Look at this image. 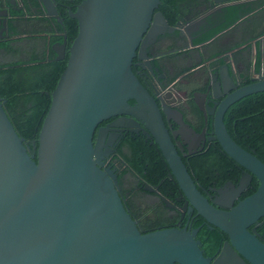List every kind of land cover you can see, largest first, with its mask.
Masks as SVG:
<instances>
[{
    "label": "water",
    "instance_id": "obj_1",
    "mask_svg": "<svg viewBox=\"0 0 264 264\" xmlns=\"http://www.w3.org/2000/svg\"><path fill=\"white\" fill-rule=\"evenodd\" d=\"M39 1L54 13L49 0ZM210 1L216 10L234 5ZM158 4L159 0H81L75 6L70 18L76 21L77 33L31 154L0 99V264H264V245L246 230L264 215V164L236 145L222 123L230 104L264 91V36L257 78L244 86L232 85L233 91L212 109L210 140L245 170L236 187L228 186L227 204L212 201L225 210L220 211L195 189L170 142L160 112L167 116L171 111H159L131 72V61L143 54L146 38L173 31L159 12L154 13ZM156 21L162 26L144 37ZM56 48L55 60H62L64 41ZM143 110L149 112L148 129L189 210L229 240L213 261L198 249L195 230L141 233L124 208L113 171L100 167L109 150L100 154L106 128L96 130L97 125L111 117L136 118ZM172 112L173 121L182 124L181 115ZM120 124L121 120L110 126ZM251 175L258 182L255 192L232 206Z\"/></svg>",
    "mask_w": 264,
    "mask_h": 264
},
{
    "label": "flooded vegetation",
    "instance_id": "obj_2",
    "mask_svg": "<svg viewBox=\"0 0 264 264\" xmlns=\"http://www.w3.org/2000/svg\"><path fill=\"white\" fill-rule=\"evenodd\" d=\"M80 1L49 0L54 11L52 14L51 10H45L39 0H0V42H8L11 48L10 52L0 49V63L47 58L51 54L55 59V50L58 51L56 46L61 44L57 42L49 44V41L59 36L57 27L62 24L65 14L70 18V13L74 12L72 9L75 10V6ZM228 2L258 4V7L240 16L233 24L217 32L206 41L194 42L207 30L219 25L224 20V8L214 9L217 5L213 6L210 0H189L182 7V17L173 24L169 25L162 16L166 25L173 31H164L154 40L146 38L142 48L143 54L140 55V58L136 56L131 61V72L148 95L153 98L159 111L163 108L171 111L167 116L162 111L160 112L164 128L195 189L210 205H212V201L227 204L230 197L227 192L228 186L236 187L245 170L232 161L233 165L230 164L226 169V175L230 180H225L222 184L217 185L218 181L213 177L211 184L204 188L192 174L189 159L192 156L206 155L210 147L219 146L216 141L210 140L212 109H215L233 91L232 85L240 87L252 83V80L258 76L257 71L262 68L259 55L262 54L260 40L264 36V28L256 31L253 29L252 23L255 21L258 23L259 20L264 19V0H228ZM157 12L159 11H154V13ZM242 21L244 22L239 24ZM193 22H197V24L194 25ZM191 23L192 25L188 26ZM153 26L147 30L144 37L148 31L152 30L150 33H153L162 24L156 21ZM258 26L262 27L260 24ZM62 37L64 38L63 34ZM251 43H253L254 50L250 53L247 50V45ZM242 71L248 73L247 76L238 74ZM217 82H220L221 87ZM240 99L230 104L226 110ZM128 104L132 105L133 102L128 101ZM244 104L236 105L240 107L236 109L237 113L248 106ZM172 111H177L181 115L182 124L178 125L173 121ZM261 114L264 117V108L261 109ZM148 117L149 112L143 110L137 114L136 118L130 116L111 117L97 125L96 130L106 128L103 133L104 143L100 154L105 151L104 148L109 150L100 159L101 168L112 170L116 176V172L121 168L120 165L124 168L128 167L126 163H121L117 149L128 157L131 153L128 138H133V135L142 136L143 142H146L159 155L160 162L165 166L167 180H174L169 177L168 166L148 129L146 124ZM248 118L253 119V115L250 113L239 118L238 121L244 122ZM119 120H121V126H110L117 124ZM248 127L250 130L246 138L249 139V145L248 143L244 144L248 151L242 149L264 164L260 160H264V158L250 145L253 141L264 142V131L262 136H258L260 133L252 128L250 122ZM188 128L194 133H190ZM96 135L95 131L93 141H95ZM208 177L211 176L208 175ZM253 180L257 183L254 191L244 195ZM257 186L256 178L251 175L247 186L233 200L232 206L253 194ZM116 187L124 208L136 221L140 232L146 231L142 226L152 222L159 224L155 230L163 228H185L190 232L195 230L193 240L198 243V249L203 257L210 261L214 260L222 245L229 242L227 236L220 231L223 237L220 236L219 248L216 250H213V246L211 249L209 248L212 245L211 237L218 229L209 225L194 211L189 210V203L180 194L177 184V191H169L167 197L161 195L157 187L139 182L138 178L136 180L128 170L121 178V182L119 184L116 182ZM146 188H149L150 191L145 190ZM218 190L221 191L220 194L216 192ZM212 206L217 210L225 211L220 207ZM201 228H206L207 232L199 234ZM246 230L264 245V215L249 225ZM244 263L248 264L246 261Z\"/></svg>",
    "mask_w": 264,
    "mask_h": 264
},
{
    "label": "trees",
    "instance_id": "obj_3",
    "mask_svg": "<svg viewBox=\"0 0 264 264\" xmlns=\"http://www.w3.org/2000/svg\"><path fill=\"white\" fill-rule=\"evenodd\" d=\"M187 2L189 0H159L156 10L171 25L182 17V7ZM256 7H258V4H234L225 7L223 9L224 20L219 25L207 30L194 42L206 41L217 32L233 24L240 16ZM57 33L59 36L50 39L49 44L56 42L61 44L64 39L65 54L62 60H55L51 54L47 58L42 57L27 61L0 63V99L4 100L2 110L16 135L23 139V145L27 148L28 154L32 153V142L35 147L37 146V135L49 107L50 93L65 68L68 55L67 49L77 33L76 21L65 14L62 24L57 27ZM0 49L5 50V52H10L11 50L8 42H0ZM238 103H245L244 105L248 106L237 113L236 109L240 108L236 106ZM262 108H264V92H258L240 99L223 114L222 123L227 135L234 143L246 151L248 149L244 144L248 143L249 145V139L246 138L250 130L248 127L249 122L252 128L257 133H260L258 136H262L263 134L264 117L261 116L263 115L261 114ZM250 113L253 115V119L251 117L244 120V122L238 121L239 118L247 116ZM128 143L131 148V153L128 157L117 149L121 163H126L128 167L124 168L120 165V170L116 172V182L119 184L123 175L129 170L136 180L138 178L139 182H143L151 187H157L161 195L167 196L169 191L176 192V184L174 180H167L165 166L160 162L159 155L146 142H143L142 136L133 135V138H128ZM250 145L264 158V142L253 141ZM260 160L264 162V160ZM189 161L191 163L192 174L204 188L208 184H211L213 177L218 181L217 185L222 184L225 180H230L226 175V169L230 164L233 165V162L217 145L216 147H210L206 155L192 156ZM127 168L129 169L127 170ZM208 175L211 177H208ZM256 185L257 183L253 180L250 188L244 195L253 192ZM139 189L140 191L142 190L141 187ZM158 225L157 222H152L149 225L142 226L146 231L141 233L153 231ZM199 231L201 232L199 234L207 232L206 228H201ZM214 232V236L211 237L212 245L209 248L211 249L213 246V250H216L220 246V236L223 237V235L219 230H215Z\"/></svg>",
    "mask_w": 264,
    "mask_h": 264
},
{
    "label": "crops",
    "instance_id": "obj_4",
    "mask_svg": "<svg viewBox=\"0 0 264 264\" xmlns=\"http://www.w3.org/2000/svg\"><path fill=\"white\" fill-rule=\"evenodd\" d=\"M256 1V0H255ZM245 21V20H244ZM244 21L240 22L239 24H242ZM263 21V22H262ZM262 21L259 20V22L257 23V21L253 22V29H256V31H258V29H263L264 28V19H262ZM238 24V25H239ZM262 25V27L260 28L258 25ZM256 33V32H255ZM252 44V45H251ZM249 45H247V50L251 53L254 50V46L253 43H251ZM245 49V48H244ZM258 49L257 45H256V50ZM242 50V49H240ZM233 66V65H232ZM241 76H247L248 73H245V71H242V73H238Z\"/></svg>",
    "mask_w": 264,
    "mask_h": 264
},
{
    "label": "rangeland",
    "instance_id": "obj_5",
    "mask_svg": "<svg viewBox=\"0 0 264 264\" xmlns=\"http://www.w3.org/2000/svg\"><path fill=\"white\" fill-rule=\"evenodd\" d=\"M3 60H5V59H3Z\"/></svg>",
    "mask_w": 264,
    "mask_h": 264
}]
</instances>
